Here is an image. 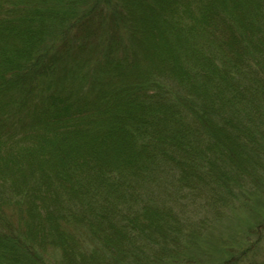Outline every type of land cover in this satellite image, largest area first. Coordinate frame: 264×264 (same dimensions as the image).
<instances>
[{
	"label": "trees",
	"instance_id": "trees-1",
	"mask_svg": "<svg viewBox=\"0 0 264 264\" xmlns=\"http://www.w3.org/2000/svg\"><path fill=\"white\" fill-rule=\"evenodd\" d=\"M260 172L264 0H0V264L197 263Z\"/></svg>",
	"mask_w": 264,
	"mask_h": 264
},
{
	"label": "rangeland",
	"instance_id": "rangeland-1",
	"mask_svg": "<svg viewBox=\"0 0 264 264\" xmlns=\"http://www.w3.org/2000/svg\"><path fill=\"white\" fill-rule=\"evenodd\" d=\"M260 174L261 188L254 189L253 182L246 178L244 183H237L241 189L231 187L227 191L230 200L223 203L220 219L207 221L206 233L193 252L197 260L193 264H221L230 255L235 257L231 264L264 261V173ZM196 204L190 206L195 219L204 214L209 217L216 210L214 204H206L203 198Z\"/></svg>",
	"mask_w": 264,
	"mask_h": 264
}]
</instances>
